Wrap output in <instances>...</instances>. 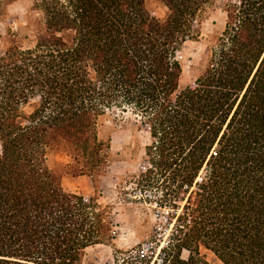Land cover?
Wrapping results in <instances>:
<instances>
[{"label": "trees", "instance_id": "16d2710c", "mask_svg": "<svg viewBox=\"0 0 264 264\" xmlns=\"http://www.w3.org/2000/svg\"><path fill=\"white\" fill-rule=\"evenodd\" d=\"M157 1L163 17L148 0H31L0 32V264H92L86 248L114 238L97 198L63 181L98 188L107 121L129 110L151 139L140 183L173 209L152 264H264V0H227L184 88L178 53L214 0Z\"/></svg>", "mask_w": 264, "mask_h": 264}, {"label": "rangeland", "instance_id": "374dc122", "mask_svg": "<svg viewBox=\"0 0 264 264\" xmlns=\"http://www.w3.org/2000/svg\"><path fill=\"white\" fill-rule=\"evenodd\" d=\"M227 0H214L207 5V11L202 19V34L198 39L188 40L178 57L183 64V74L180 88L192 84L195 80L191 65L197 61L205 38L215 26H224L227 18ZM31 0H17L8 7V16L0 19V32H4L8 22H17L22 18ZM148 7L157 16L163 17L167 13V6L157 0H148ZM214 22L216 24H214ZM29 113L32 105L24 107ZM123 119L114 124L111 131L112 140L109 149L110 163L103 175L98 177V188H95L92 176L83 174L79 177L66 176L63 184L67 190L76 191L87 199L97 198L100 209L113 221L114 238L97 243L86 248L88 259L92 264H152L159 261L163 255L161 246L169 240L170 214L172 207L162 202V192L158 184L140 183V174L150 167L145 145L149 144L148 127L141 123L140 117L130 110L125 112ZM134 121L138 123L135 124ZM57 159L69 162L67 155L59 154ZM207 258L212 261L213 254L203 250ZM189 252L184 250L183 257Z\"/></svg>", "mask_w": 264, "mask_h": 264}]
</instances>
